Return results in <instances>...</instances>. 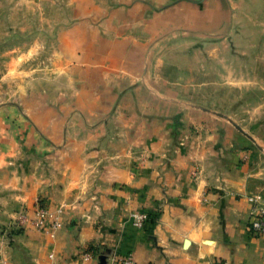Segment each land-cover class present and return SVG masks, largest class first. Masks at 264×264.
Segmentation results:
<instances>
[{"label":"crops","instance_id":"0c3cea01","mask_svg":"<svg viewBox=\"0 0 264 264\" xmlns=\"http://www.w3.org/2000/svg\"><path fill=\"white\" fill-rule=\"evenodd\" d=\"M63 1L0 0V264H264V0H205L204 25L203 0ZM187 7L193 75L153 54ZM39 201L55 238L20 222Z\"/></svg>","mask_w":264,"mask_h":264},{"label":"rangeland","instance_id":"374dc122","mask_svg":"<svg viewBox=\"0 0 264 264\" xmlns=\"http://www.w3.org/2000/svg\"><path fill=\"white\" fill-rule=\"evenodd\" d=\"M204 1L205 0H203V4L201 6L203 25L204 23L207 24L209 22V17L208 13H206L207 9L204 5ZM221 2V8H223V13H225L227 11L226 0H221ZM57 7L59 9V12H61V10L64 11V8H66L65 2L63 0H57ZM193 11L196 10H192L191 8L188 9V7L186 9H182L179 14H175V12L172 10H165L164 14L161 16L162 18L158 19V22L154 23L155 31L153 35V42L156 43L158 40H162L163 46H159V48L155 49V51H153V54H155V56L159 58L161 56L164 57V62L162 65H164L165 70L170 69L171 73H177V71H179V68H186L185 70L187 71V75H193V68L195 65L192 62L194 60V56H198L199 54H201L203 57H206V55H209L207 48L203 47L202 52H199V48L195 47V43H197L196 41H199V37L197 38L198 34L193 31V23L197 22V18H194L195 15ZM61 17L63 18V16H58L57 18L60 19ZM230 24L231 21L229 20V18L224 16L222 25L224 31L223 36L219 39V41L229 44L234 43L232 41L234 39V36H231L228 39L225 37V35L229 34L227 30ZM202 39L203 41L205 40L204 38ZM218 50L220 55L226 56L227 53L225 47H219ZM159 66L161 65L159 64ZM234 66L235 70L236 68L240 67L239 64H236ZM202 67H207L206 71H209V64L203 63ZM218 68L219 71L224 72L225 65H218ZM173 75L175 74H172L171 76ZM192 75L191 78L186 81V89H188V87L190 89H193ZM192 93L193 92L191 90V97H193Z\"/></svg>","mask_w":264,"mask_h":264},{"label":"built area","instance_id":"2783aa9c","mask_svg":"<svg viewBox=\"0 0 264 264\" xmlns=\"http://www.w3.org/2000/svg\"><path fill=\"white\" fill-rule=\"evenodd\" d=\"M248 202L252 206L250 228L251 232L259 237L264 236V196L263 194H253L247 197ZM63 213L62 207H51L43 205L40 201L36 205L32 219L27 214L20 217L21 224L31 220L34 226L51 238H55L59 229L63 226ZM150 216L143 211H136L131 216L132 225L137 229H143L149 222ZM53 258V256H50ZM121 264H137L132 257L121 260ZM213 264H225L215 262Z\"/></svg>","mask_w":264,"mask_h":264},{"label":"trees","instance_id":"16d2710c","mask_svg":"<svg viewBox=\"0 0 264 264\" xmlns=\"http://www.w3.org/2000/svg\"><path fill=\"white\" fill-rule=\"evenodd\" d=\"M150 217H152V215H149ZM155 220H156V217H153L152 219H150L149 221L151 222L152 221V224L155 223Z\"/></svg>","mask_w":264,"mask_h":264},{"label":"water","instance_id":"95a60500","mask_svg":"<svg viewBox=\"0 0 264 264\" xmlns=\"http://www.w3.org/2000/svg\"><path fill=\"white\" fill-rule=\"evenodd\" d=\"M236 127H237V126H236ZM237 128H238L240 131H242V129H241L240 127H237ZM101 260H102V262H103V264H104L106 259H105V257H102Z\"/></svg>","mask_w":264,"mask_h":264}]
</instances>
